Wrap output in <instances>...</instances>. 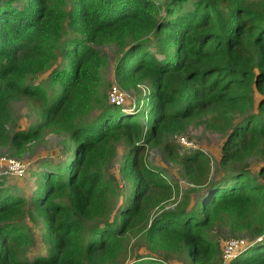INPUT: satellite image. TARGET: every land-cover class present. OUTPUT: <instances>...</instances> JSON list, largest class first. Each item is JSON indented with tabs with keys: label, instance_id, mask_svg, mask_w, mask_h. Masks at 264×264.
Returning <instances> with one entry per match:
<instances>
[{
	"label": "trees",
	"instance_id": "16d2710c",
	"mask_svg": "<svg viewBox=\"0 0 264 264\" xmlns=\"http://www.w3.org/2000/svg\"><path fill=\"white\" fill-rule=\"evenodd\" d=\"M107 46L131 104L101 93ZM22 99L39 118L27 130L12 128ZM191 125L225 137L216 180L207 154L170 142ZM45 134L67 142L30 202L0 179V264H221L220 231L252 243L229 264H264V0H0V149L21 157ZM119 146L122 196L107 178ZM153 148L179 164L183 194L146 164ZM25 217L46 256L27 257Z\"/></svg>",
	"mask_w": 264,
	"mask_h": 264
},
{
	"label": "rangeland",
	"instance_id": "374dc122",
	"mask_svg": "<svg viewBox=\"0 0 264 264\" xmlns=\"http://www.w3.org/2000/svg\"><path fill=\"white\" fill-rule=\"evenodd\" d=\"M99 51L104 54L107 58V64L102 70V79L103 85L101 87V93L108 96V92L113 84H115L114 80V64L119 58V51L113 46H107L104 48H99ZM61 60V55L59 54L57 62L54 64L53 69L58 68ZM62 64V63H61ZM51 70L46 73L39 75L34 83H40L47 79ZM146 89V88H143ZM127 98H131L134 96V92L130 91ZM141 95V93H140ZM139 96L137 95V98ZM129 98V99H130ZM128 99V100H129ZM131 104L132 102L129 100L127 104ZM99 111L92 112L87 121H91L95 118ZM11 116H12V128L17 129L20 128L22 130H27L36 124L39 121L36 112L33 110L31 104L22 99L18 102H15L11 106ZM144 122V121H143ZM183 136L188 138L190 142L194 145V149L187 150L180 146L177 142V138L172 137L170 142L178 148L180 154L192 151V150H200L207 154L210 159V177L211 180H216L222 174H220V168L218 165V161L220 159L221 147L224 142L225 137L219 133H215L213 131L205 129L203 126L191 125L188 127L187 132L183 133ZM67 142L66 136H56L53 134H45L43 137L28 145L26 152L21 157L13 156L7 149H0V158L7 157L10 159H16L22 162L25 167V176L24 178L15 179V178H6L0 177L3 180V186L6 188H10L11 191L16 192L19 196L23 197L28 203L32 198L34 191L37 186L36 178L38 174L42 171V166L44 162L52 161L54 163H59L62 158H60L57 154L62 151L64 144ZM125 149L122 146H119L117 149V153L115 158L113 159L110 167L108 169L107 178L112 181L114 186L123 192L122 195H125L126 189L128 188V182L122 178L120 173V168L122 165V158L124 155ZM146 164L149 166L158 167L163 169L167 178L171 182H177L181 191V194L185 192L188 188L187 183L182 179L180 175V167L176 161L169 159L164 153L162 148H153L148 149L146 152ZM253 171H257L258 161L256 159H252L250 161ZM192 203L198 201V195L192 196ZM115 209L112 215L115 214L116 209L121 205L122 201L120 198L115 200ZM174 202L170 201V203L165 206V209H171L174 207ZM24 223L30 228L32 244L30 245L27 251V257L29 259H33L36 257L46 256L48 253L47 245L44 243L42 238V228L39 220L34 218L33 221L29 220L28 217H25ZM217 234L221 237V248L222 244L230 239V236L226 235L224 232L220 231ZM133 242V241H132ZM140 248H138V252H144L143 242H139ZM136 252V250H135ZM178 257V256H176ZM174 257V258H176ZM132 261V257L130 253L121 261L122 264H130ZM170 263L172 264H189L184 255L179 256L177 262L172 260Z\"/></svg>",
	"mask_w": 264,
	"mask_h": 264
},
{
	"label": "built area",
	"instance_id": "2783aa9c",
	"mask_svg": "<svg viewBox=\"0 0 264 264\" xmlns=\"http://www.w3.org/2000/svg\"><path fill=\"white\" fill-rule=\"evenodd\" d=\"M108 102L113 106H123L127 103L128 94L121 91V89L113 84L108 92ZM177 142L180 146L187 150L194 149L192 142L183 135L176 136ZM25 165L16 160L7 157L0 158V177L20 179L25 176ZM252 243H249L243 238H230L222 244L221 248V264H229L238 255L245 252Z\"/></svg>",
	"mask_w": 264,
	"mask_h": 264
}]
</instances>
